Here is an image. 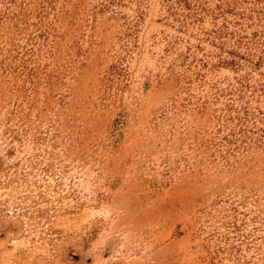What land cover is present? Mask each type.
<instances>
[{
    "label": "rangeland",
    "instance_id": "rangeland-1",
    "mask_svg": "<svg viewBox=\"0 0 264 264\" xmlns=\"http://www.w3.org/2000/svg\"><path fill=\"white\" fill-rule=\"evenodd\" d=\"M184 13L0 0V264H264L263 37Z\"/></svg>",
    "mask_w": 264,
    "mask_h": 264
},
{
    "label": "trees",
    "instance_id": "trees-1",
    "mask_svg": "<svg viewBox=\"0 0 264 264\" xmlns=\"http://www.w3.org/2000/svg\"><path fill=\"white\" fill-rule=\"evenodd\" d=\"M215 6L209 4V0H172L173 4H177L182 8L186 9V13L183 14L185 21L189 18L200 21L204 15L211 17L215 20L220 17L222 22L216 25L211 31H214L219 37L223 33H228L229 35L236 34L237 30L230 29L229 23L237 25L241 32H243V21L250 20L255 21V28L252 31V38L263 37L260 42L261 45L264 44V0H217ZM180 15V13H178ZM231 15V18H228ZM239 41L247 36H238ZM251 41L252 39L249 38ZM237 44H240L238 42ZM245 44V43H244ZM264 48L260 51V58H264ZM261 62V61H260ZM231 63L236 64L235 61Z\"/></svg>",
    "mask_w": 264,
    "mask_h": 264
}]
</instances>
